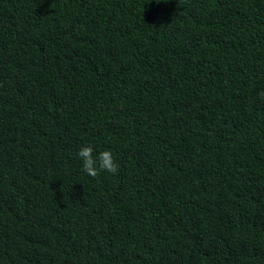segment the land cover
Wrapping results in <instances>:
<instances>
[{
	"label": "trees",
	"instance_id": "obj_1",
	"mask_svg": "<svg viewBox=\"0 0 264 264\" xmlns=\"http://www.w3.org/2000/svg\"><path fill=\"white\" fill-rule=\"evenodd\" d=\"M0 264H264V0H0Z\"/></svg>",
	"mask_w": 264,
	"mask_h": 264
},
{
	"label": "clouds",
	"instance_id": "obj_2",
	"mask_svg": "<svg viewBox=\"0 0 264 264\" xmlns=\"http://www.w3.org/2000/svg\"><path fill=\"white\" fill-rule=\"evenodd\" d=\"M77 155L82 161L83 171L90 177L96 178L102 172L116 174L119 170V165L110 150L95 153L91 144H85L80 147Z\"/></svg>",
	"mask_w": 264,
	"mask_h": 264
}]
</instances>
